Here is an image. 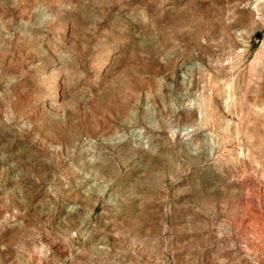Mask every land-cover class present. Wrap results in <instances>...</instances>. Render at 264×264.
<instances>
[{
    "label": "rangeland",
    "instance_id": "374dc122",
    "mask_svg": "<svg viewBox=\"0 0 264 264\" xmlns=\"http://www.w3.org/2000/svg\"><path fill=\"white\" fill-rule=\"evenodd\" d=\"M0 264H264V0H0Z\"/></svg>",
    "mask_w": 264,
    "mask_h": 264
}]
</instances>
